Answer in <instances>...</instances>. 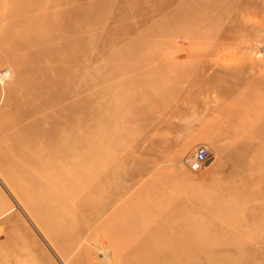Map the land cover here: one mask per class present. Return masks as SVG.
<instances>
[{
	"label": "rangeland",
	"instance_id": "obj_1",
	"mask_svg": "<svg viewBox=\"0 0 264 264\" xmlns=\"http://www.w3.org/2000/svg\"><path fill=\"white\" fill-rule=\"evenodd\" d=\"M77 1L24 10L20 0H0V72L13 74L0 81V264H97L104 245L110 251L120 239L111 214L141 227L119 264H264V0ZM65 7L95 23L96 148L113 180L108 211L97 209L98 193L26 175L7 149L41 115L19 124L7 115L39 59L35 46L14 51L27 76L11 89L17 64L7 56L25 29L17 22L34 26ZM235 111L250 122L231 133ZM199 147L211 157L195 171L188 162ZM148 184L168 187L173 213L156 215Z\"/></svg>",
	"mask_w": 264,
	"mask_h": 264
},
{
	"label": "bare ground",
	"instance_id": "obj_2",
	"mask_svg": "<svg viewBox=\"0 0 264 264\" xmlns=\"http://www.w3.org/2000/svg\"><path fill=\"white\" fill-rule=\"evenodd\" d=\"M20 1L24 10L31 9L33 5H38L42 9L67 7L74 2V0ZM83 15L82 8L71 10L66 8L61 9L55 16L50 14L46 18L41 15L34 26H24L25 22H17V25L25 29L18 32L20 38L15 40L17 45L14 46V50L8 52V56L6 55L7 58L14 59L17 64V78L11 83V89L15 82L27 76L20 56H15L14 51L35 46L30 54L36 55L39 59L35 71L36 77L31 80L28 87L22 89V104L16 105L7 115L11 120L13 119L14 124H19L34 115H41L39 119L17 130L7 149L15 155L17 167L24 168L26 175L32 177L41 174L47 180L55 177L61 182H69L76 192L83 190L93 194L98 193L100 203L97 209L108 211L114 202V197L105 195L104 192L107 183L108 188H111L109 183L113 180L108 176L110 165L106 156L100 157L96 148L99 132L96 124L99 107L96 100L99 92L96 90L98 76L93 75L95 69L93 63L96 61L95 23L92 18ZM181 15L182 13H175L169 19L173 21ZM35 30H38V33ZM12 78L13 74L9 69L0 76L2 83ZM227 121L232 124L228 126V132L231 133L241 126L245 129L250 122L236 111L231 113ZM145 189L157 216L163 217L167 213H173L172 210L177 208L174 195L168 191L167 186L148 184ZM180 212L189 216L186 208L179 209ZM170 219L172 221L174 218L171 216ZM106 222L114 226V233L120 239L113 243L110 251H103L106 249L104 245L102 257L98 259L97 264H119L120 249L135 250L136 247H131L130 241L141 227L139 224L131 226L129 219H120L115 214H111ZM102 247V242L97 238L94 248L101 250Z\"/></svg>",
	"mask_w": 264,
	"mask_h": 264
},
{
	"label": "built area",
	"instance_id": "obj_3",
	"mask_svg": "<svg viewBox=\"0 0 264 264\" xmlns=\"http://www.w3.org/2000/svg\"><path fill=\"white\" fill-rule=\"evenodd\" d=\"M1 73L2 72H0V76H1ZM210 157L211 156H210L209 150L206 147H199L198 149H196V151L193 153V155L189 159L188 164H189L190 169L195 170V171L202 169L206 165Z\"/></svg>",
	"mask_w": 264,
	"mask_h": 264
}]
</instances>
